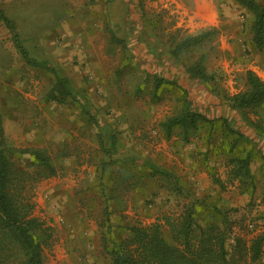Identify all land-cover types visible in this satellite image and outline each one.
Wrapping results in <instances>:
<instances>
[{"label": "rangeland", "instance_id": "374dc122", "mask_svg": "<svg viewBox=\"0 0 264 264\" xmlns=\"http://www.w3.org/2000/svg\"><path fill=\"white\" fill-rule=\"evenodd\" d=\"M176 1L0 0L30 57L46 60L84 93L97 121L83 113L79 94L63 102L47 99L54 74L21 56L14 32L0 19L7 155L15 168L30 170L33 158L20 150L39 148L57 167L33 189L43 264H111L109 249L122 247L133 227L153 223L174 244L171 221L187 214L193 243L210 227L222 231L228 249L237 239L248 244L260 234L264 258V157L251 143L234 141L218 122L169 130L163 124L181 115L188 100L192 110L209 119L225 116L258 141L221 95L244 90L247 70L264 81V28L257 46L253 14L237 0H212V7L209 0H179L184 9ZM196 10L212 12L214 22L196 24L197 17H189ZM208 30L179 61L170 53L183 37ZM200 59L205 82L190 79L183 67ZM244 115L264 127V104L244 109ZM103 123L116 133L111 156L99 149ZM246 152L248 170L233 177L231 159Z\"/></svg>", "mask_w": 264, "mask_h": 264}, {"label": "trees", "instance_id": "16d2710c", "mask_svg": "<svg viewBox=\"0 0 264 264\" xmlns=\"http://www.w3.org/2000/svg\"><path fill=\"white\" fill-rule=\"evenodd\" d=\"M237 1L253 14V41L257 46H261L264 28V5L259 4L256 0ZM0 19L14 32V43L21 56L28 63L41 64L54 74V92L49 91L46 94L47 99L63 102L68 97L75 99L76 94H79L84 101L82 104L83 113L94 123H97L88 107L85 106L88 102L86 95L75 91L70 80L59 75L54 67L48 65L46 60L36 62L30 57L29 52L18 38L13 21L2 10H0ZM210 33L211 31L208 30L201 34L183 37L171 49L170 53L179 61V54L183 50L194 46ZM151 47L154 50L158 46L153 45ZM183 67L185 74L190 79L201 82L207 80L201 59L193 65H183ZM157 80L165 79L160 77ZM245 80L246 88L244 90L232 95H221V99L226 102L230 109L240 113L244 123L252 128L256 138L260 140H258L259 142L233 127L230 119L225 116L209 119L202 113L192 110L188 100L184 101L181 115L171 116L165 120L163 123L165 129L169 130L174 126L192 127L198 120L207 121L213 127L218 122L219 127L222 125L226 131L233 135L234 141L242 140L251 143L264 157V153L257 148V144L258 147H261L264 142V127L259 122L250 120L244 115V109L264 104V81L251 70L246 71ZM99 129V149L103 154L111 156L116 151V133L107 123H103ZM20 151L32 156L33 161L30 170L15 168L9 159L7 155L9 149L6 145L0 116V264H43V240L40 234L42 229L40 220L33 215V189L34 184L39 179L55 175L57 167L43 149L30 148ZM249 158L250 152H246L244 156H235L231 159L230 162L233 165L231 175L233 177L235 175L241 176L243 174L242 168L248 170ZM171 222L168 224H170V232H172L175 240L174 244L163 237L157 223L144 227H133L131 237L123 243L122 247L109 249L111 264H264L261 250L263 237L260 234L253 236L248 244L237 239L234 246L228 249L222 231L214 227L202 231L197 242L193 243V238L191 241L190 236L191 218L188 214L181 220L175 218ZM178 234L183 235L182 241H180Z\"/></svg>", "mask_w": 264, "mask_h": 264}, {"label": "crops", "instance_id": "0c3cea01", "mask_svg": "<svg viewBox=\"0 0 264 264\" xmlns=\"http://www.w3.org/2000/svg\"><path fill=\"white\" fill-rule=\"evenodd\" d=\"M199 2V1H201V2H203V1H205V0H192V2L194 3V2ZM177 2V6L178 7H182V9H184L185 8V5L182 3V2H180L179 0L178 1H176ZM197 2V3H198ZM209 2H210V6L212 7V5H211V3H212V0H209ZM201 5H203V4H201ZM211 7H210V9H211ZM190 18L191 17H197V21H196V24H201V25H204V24H209V23H213L214 21V15L212 14V12L210 13V14H208V15H205V13H202V11L201 10H196V12H194V15L193 16H189ZM190 22H191V20H189ZM215 147H210V151H213V150H215L216 151V149H214ZM257 148H259V150H260V152H262V153H264V147H257ZM199 171V170H198ZM208 172H209V170H208ZM202 174H204V175H206V173H204V172H202ZM195 177H197V174H195ZM194 182H196L195 184H198L199 183V179H195L194 180ZM62 239V238H61ZM62 242H64V244H66V246L68 245V244H70V242H68V241H66V240H62ZM64 246V245H63Z\"/></svg>", "mask_w": 264, "mask_h": 264}]
</instances>
